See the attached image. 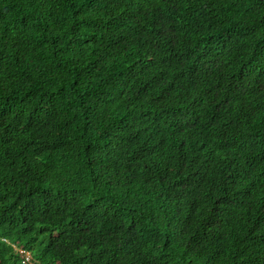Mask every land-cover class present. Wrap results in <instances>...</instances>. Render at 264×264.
Returning <instances> with one entry per match:
<instances>
[{"label":"trees","instance_id":"obj_1","mask_svg":"<svg viewBox=\"0 0 264 264\" xmlns=\"http://www.w3.org/2000/svg\"><path fill=\"white\" fill-rule=\"evenodd\" d=\"M0 264H264V0H0Z\"/></svg>","mask_w":264,"mask_h":264}]
</instances>
